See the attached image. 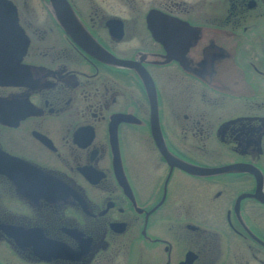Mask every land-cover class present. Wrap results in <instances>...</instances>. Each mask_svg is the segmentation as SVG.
<instances>
[{
	"label": "flooded vegetation",
	"instance_id": "obj_1",
	"mask_svg": "<svg viewBox=\"0 0 264 264\" xmlns=\"http://www.w3.org/2000/svg\"><path fill=\"white\" fill-rule=\"evenodd\" d=\"M4 3L0 264H264V0Z\"/></svg>",
	"mask_w": 264,
	"mask_h": 264
},
{
	"label": "water",
	"instance_id": "obj_2",
	"mask_svg": "<svg viewBox=\"0 0 264 264\" xmlns=\"http://www.w3.org/2000/svg\"><path fill=\"white\" fill-rule=\"evenodd\" d=\"M5 0H0V7H8L7 4L4 3ZM63 1L65 0H51L53 3V9L55 10V15L57 17V20L59 23L64 24V19L62 18V14L60 13L61 7L63 6ZM6 32H15V41H24L25 37L23 36V31L18 25L16 14L13 18H6L5 20H0V40L6 39ZM3 37V38H2ZM24 48V45L21 47V49ZM155 113V112H154ZM155 117V118H154ZM151 132L154 136V139L158 145V147L162 150V142L160 140V133L159 128L157 124V118L154 114L153 118L151 119ZM181 168L188 172L192 173H199V174H217L224 172L226 170H229L231 168L237 169V170H248L245 167L240 166H234V167H216V168H209V169H201L194 166H190L188 164L180 163L179 164ZM25 167L21 166L19 168V172H21ZM28 169V168H26ZM203 170V171H202ZM251 172V171H250ZM254 172V171H252ZM0 173L4 174L13 184H15V181L21 174L18 173V166H15L14 158H11L7 154L0 153ZM30 175L36 177L33 179H39L40 173L34 168L29 169ZM256 174V173H255ZM52 180L47 179V182ZM5 232L13 237L15 239V227L10 226L9 228H4Z\"/></svg>",
	"mask_w": 264,
	"mask_h": 264
},
{
	"label": "rangeland",
	"instance_id": "obj_3",
	"mask_svg": "<svg viewBox=\"0 0 264 264\" xmlns=\"http://www.w3.org/2000/svg\"><path fill=\"white\" fill-rule=\"evenodd\" d=\"M15 261V260H14Z\"/></svg>",
	"mask_w": 264,
	"mask_h": 264
}]
</instances>
